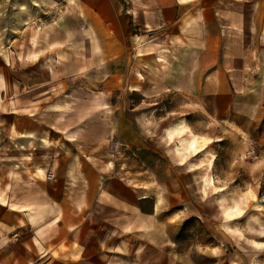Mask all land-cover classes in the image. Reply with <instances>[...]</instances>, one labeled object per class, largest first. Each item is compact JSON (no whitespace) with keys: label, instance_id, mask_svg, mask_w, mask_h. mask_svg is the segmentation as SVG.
<instances>
[{"label":"rangeland","instance_id":"1","mask_svg":"<svg viewBox=\"0 0 264 264\" xmlns=\"http://www.w3.org/2000/svg\"><path fill=\"white\" fill-rule=\"evenodd\" d=\"M75 2L0 0V115L20 105L26 110L29 97L44 91L57 94L51 106L58 109L52 111L73 113V97H61L89 70H71L65 53H56L55 45L41 48L39 39L81 36L79 28L85 29L75 23ZM119 27L117 34H123ZM166 41L165 35L157 39L162 54H147L145 67L131 74V85L123 83L122 39L115 52L90 55L101 81L99 101L91 113L85 102V112L79 111L97 117L93 129L111 131L94 151L105 159L98 193L82 204L93 212L88 219L96 220L98 230L85 233L98 238L88 237L98 256L67 264H264V101L219 95L197 72L192 85L181 67L172 82ZM259 44L264 58L263 37ZM48 259L0 264H65Z\"/></svg>","mask_w":264,"mask_h":264},{"label":"crops","instance_id":"2","mask_svg":"<svg viewBox=\"0 0 264 264\" xmlns=\"http://www.w3.org/2000/svg\"><path fill=\"white\" fill-rule=\"evenodd\" d=\"M74 8L75 23L85 29L79 28L80 37L40 34L39 39L41 48L55 45L56 53H65V64L71 70H89L84 79L73 80L78 83L73 91L61 97L64 102H69L65 96L73 97V113L52 111L58 109L51 106L57 103L53 98L57 94L44 91L29 97L26 110L20 105L11 114L0 115L3 262H26L39 256L65 264L97 261L98 250L88 245V237L98 238L85 232L98 228L93 217L88 219L93 212L82 204L98 193L95 184L103 176L99 166L105 159L94 151H98L96 143L106 141L111 131L92 127L97 117L90 113L99 101L101 81L92 69L90 55L115 52L122 39L123 83L131 85V74L145 67L142 62L147 54L154 51L155 59L162 54L157 39L165 35L172 55V82H177L181 67L188 79L193 78L192 85L197 72L219 88L215 92L219 95H239L250 103L264 101V58L259 51L264 38V0H76ZM58 23L67 20L59 18ZM120 25L123 34H117ZM152 40L155 48L147 49ZM136 42L139 52L134 51ZM83 62L90 64L84 67ZM2 87L0 78V99ZM83 102L91 107L85 116ZM17 231L20 235L15 239L11 234Z\"/></svg>","mask_w":264,"mask_h":264}]
</instances>
